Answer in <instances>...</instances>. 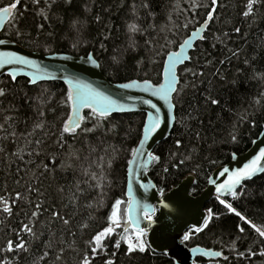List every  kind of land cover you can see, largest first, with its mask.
I'll use <instances>...</instances> for the list:
<instances>
[{"label": "trees", "instance_id": "16d2710c", "mask_svg": "<svg viewBox=\"0 0 264 264\" xmlns=\"http://www.w3.org/2000/svg\"><path fill=\"white\" fill-rule=\"evenodd\" d=\"M14 2L0 0V10ZM247 3L217 0L213 12L212 0H19L0 37L42 54H92L114 83L157 85L166 56L207 23L178 70L176 122L148 172L163 194L194 174L197 196L216 168L250 149L264 126V3L245 17ZM0 89V201L12 209L6 213L0 203V264H83L85 257L91 264H175L148 247L129 252L124 237L131 231L122 228L103 240V250L91 251L94 236L111 226L115 202L123 200L127 209V167L145 114L98 118L88 109L77 135L62 136L70 115L64 83L31 85L5 76ZM221 199L264 228L263 173L235 196L206 205L207 226L189 231L186 243L219 256L197 264H264V237ZM25 224L34 225L35 238ZM21 239L27 252L16 249Z\"/></svg>", "mask_w": 264, "mask_h": 264}, {"label": "water", "instance_id": "95a60500", "mask_svg": "<svg viewBox=\"0 0 264 264\" xmlns=\"http://www.w3.org/2000/svg\"><path fill=\"white\" fill-rule=\"evenodd\" d=\"M11 15H5L2 10H0V36ZM206 27L207 23L203 24L195 31L198 33L195 37L190 35L187 38L191 39L192 46L184 49L185 57L190 56L196 43L202 39L201 37H203ZM0 40L4 41L3 44H0V54L14 53L17 56H25L35 61L40 67V70L37 71L36 68H29L25 65L15 63L5 64L4 67L0 69V79L5 76L11 77L9 73L15 72V80L18 78H26L30 81V84L33 85L31 83V76L33 74L38 77L42 75H56L58 78L55 80L38 79L36 84L62 82L69 88L64 82L63 77H76L84 85H90L92 89L103 92L106 96H110L113 100H116L125 109H130L123 112L113 111L109 116L143 113L146 116L143 128L148 123V114L150 112L154 116H159L161 125L146 142L147 152L154 155L156 147L170 136L176 122L175 105L173 102L175 92L170 94L168 100L159 99L156 96L150 95L149 92L142 91L141 88L143 87L144 81L138 80L134 81H138L140 87H133L130 89L118 88L117 85L128 84L132 81L124 83H114L110 81L104 75L101 67L96 68L90 61L86 62L87 57L92 56L99 63L92 54L87 56L66 53L42 54L40 52L30 51L13 40L1 37ZM179 51L180 47L175 52ZM168 55L164 62L162 82L160 84L165 83L164 71L168 64ZM63 56H69L71 59H61ZM2 58L4 57H0V59ZM188 61L189 59L181 61L176 64L173 69V72L178 77V83L174 85L175 88H177L179 84L178 70ZM160 84L153 85L158 87ZM145 100H150L152 103L156 104L157 108L160 110L159 113L150 108L149 105L143 103ZM85 110H88V108L81 109V116ZM143 128L141 137L134 151L139 149L140 143L143 141ZM261 151H264V126L250 149L241 155H234L229 163L216 168L210 175L206 188L197 196L192 193V189L197 181L194 174L187 175L177 187L165 194H161L148 174L154 160H148L146 153L143 156L132 155L130 159L131 163L129 161L127 167L126 198L130 200L129 181L131 180L132 196L135 197L136 200H139L142 205L146 204L153 209L151 213L152 222L149 224L147 220H142L140 223L141 228H147V247L155 253L165 254L169 259L173 260L175 264H197L198 258L212 259L218 257L217 253L212 250H207L200 246H188L184 240V236L187 235L191 229H203L205 227L208 220L206 205L213 198H227L231 196L221 195L217 190V185L227 184L228 178L232 173L250 164L260 156ZM261 165H264V160L261 161ZM130 168L133 169L135 176L129 172ZM225 169H227L228 172H225ZM263 173L264 172L257 173L253 178L244 180L242 185ZM142 185L146 186L147 190H145V187H142ZM242 185L238 186L234 191L236 192L239 190ZM126 226L128 229L133 230L132 225L125 224L123 228L125 229Z\"/></svg>", "mask_w": 264, "mask_h": 264}, {"label": "snow or ice", "instance_id": "6c2138e0", "mask_svg": "<svg viewBox=\"0 0 264 264\" xmlns=\"http://www.w3.org/2000/svg\"><path fill=\"white\" fill-rule=\"evenodd\" d=\"M19 3V0H15L14 3H12L9 7H5L2 12L5 15H11L12 10L17 7V4ZM66 3H71V0H66ZM264 3V0H248V3L246 5L247 10L244 12V16L248 17L250 14H253V8L254 6ZM217 5V0H212V11H215V6ZM208 19H212V15L208 16ZM132 31H137L135 28V25L130 26ZM239 31V29H237ZM198 33L193 31L192 37H195ZM203 38V37H201ZM4 41L0 40V44H3ZM192 41L191 39H187L183 42V44L180 46L179 52H172L168 55V64L165 67L164 71V80L165 83L160 84L158 87L154 86L151 82L148 80H145L143 83V87L141 88L142 91L149 92L150 95L156 96L159 99L168 100L170 94L177 92L178 89L174 87L178 83V77L173 72V69L175 68L176 64L180 63L181 61L185 59H191V57H185L184 49L191 47ZM0 57H4L0 59V69L4 67L5 64H20L25 65L29 68H36L37 71L40 70L39 65L36 64L35 61L28 59L25 56H17L14 53H3L0 54ZM61 59L69 60L71 57L69 56H63ZM90 61L96 68H100L101 65L92 57L88 56L86 62ZM9 75L12 77L13 80L16 78L15 72H10ZM58 77L56 75H47V76H37L33 74L31 76V83L35 85L37 83L38 79H57ZM64 82L69 86L67 90L66 95V104L70 108V115H68L66 121L64 122L62 126V136L63 134H68L70 136L77 135V130L81 129L82 120L84 117L81 116V109L88 108L90 109L91 113L95 114L98 118H107L111 112L113 111H119L123 112L130 109H125L122 105H120L116 100H113L110 96H106L103 92L97 91L95 89H92L90 85H84L81 81H79L76 77H63ZM118 88L121 89H130L133 87H140L138 81H132L128 84H119L117 85ZM86 89V90H85ZM5 92L3 89H0V97L4 96ZM143 103L149 105L150 108L154 109L157 113H159V108H157V105L152 103L150 100H145ZM213 104H218L219 101L213 99L211 101ZM161 125V120L158 115H153L151 112L148 114V123L143 128V141L140 143L139 149L133 151V156H143L145 153L147 155V159L152 160H159L158 156H154L152 153L147 152L146 150V142L153 136V134L158 130V128ZM88 131V129H85ZM264 160V151H261L260 156H258L255 160H253L250 164L245 165L243 169L238 170L235 173H232L228 178L227 184H220L217 185V190L221 193V195H232L235 196L236 192L234 191L238 186L242 185V182L246 179L253 178L257 173L264 172V165H261V161ZM131 163V161H130ZM225 172H228L227 169L224 170ZM129 172L135 176V173H133V169H129ZM131 183L132 181H129V196L130 200L128 202V209H127V220L125 222L126 225H132L134 235H126L124 237L127 241V249L129 252L139 251L144 252L145 251V242L143 240V237L147 234V228H141L140 223L142 220H147L149 224L151 221V213L153 209H151L146 204H141L139 200H136L135 197L132 196V190H131ZM142 187H145V190H147L146 186L142 185ZM161 194H163L161 192ZM16 200L20 199V194L18 193L15 197ZM0 203L4 204L3 211L6 213L11 214L12 209L8 205L7 201H0ZM220 203L223 204L226 208H228L231 212L235 213L237 217L240 218L241 221H243L245 224L250 225L251 228L255 230L256 233L259 234L260 237H264V228L257 227L255 224H253L250 220H248L246 217H244L240 212L236 211L235 208L232 207L230 203H226L225 200L221 199ZM124 204L123 200H117L115 202L114 211L112 212V215L109 218L110 225L109 227L105 228L103 231L97 233L93 240L92 244L93 247L91 249L92 252H97L100 250H103V240L107 238L109 235L114 233V229L117 227H120L121 220H120V210L121 205ZM167 206V205H165ZM40 204L36 205V208H39ZM135 213V214H134ZM55 216L59 217V213H55ZM33 217H37L38 213L33 212ZM62 219V218H61ZM65 224L68 223V220H63ZM207 225L205 224V227ZM33 226H30L29 224L23 225V231L28 233L29 235L36 237V233L33 231ZM87 227V225H85ZM201 228H196L194 231L199 232L201 231ZM125 233L129 232V229L127 226L124 229ZM240 231L243 232L244 228L241 227ZM190 238V235H185L184 240H188ZM26 241L21 239L20 242L16 244V249H22L25 252L28 251V248L26 247ZM117 248L120 247L119 243H116L115 245ZM7 248L9 251H13V243L12 241L8 242ZM219 255V253H217ZM83 264H91L90 260L85 257L83 258ZM107 264H112V261H108Z\"/></svg>", "mask_w": 264, "mask_h": 264}, {"label": "rangeland", "instance_id": "374dc122", "mask_svg": "<svg viewBox=\"0 0 264 264\" xmlns=\"http://www.w3.org/2000/svg\"><path fill=\"white\" fill-rule=\"evenodd\" d=\"M165 193H166V192H165ZM126 214H127V212H126V208H124V205L122 204V205H121V210H120V220H121V224H120V226L125 224V222H126V220H127L126 217H125ZM208 215H209V213H208ZM124 217H125V218H124ZM208 219H209V216H208ZM118 228H120V227L115 228L114 231H115L116 229H118ZM130 235H134V232L131 231V234H130ZM187 235H189V232H188ZM143 240H144V242H145V247H146V246H147V244H146L147 235H145V236L143 237Z\"/></svg>", "mask_w": 264, "mask_h": 264}, {"label": "bare ground", "instance_id": "6f19581e", "mask_svg": "<svg viewBox=\"0 0 264 264\" xmlns=\"http://www.w3.org/2000/svg\"><path fill=\"white\" fill-rule=\"evenodd\" d=\"M191 230H193V229H191ZM191 230H190V231H191Z\"/></svg>", "mask_w": 264, "mask_h": 264}]
</instances>
